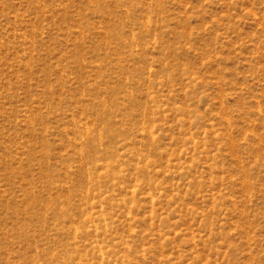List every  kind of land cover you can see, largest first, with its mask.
Listing matches in <instances>:
<instances>
[{
	"label": "rangeland",
	"instance_id": "1",
	"mask_svg": "<svg viewBox=\"0 0 264 264\" xmlns=\"http://www.w3.org/2000/svg\"><path fill=\"white\" fill-rule=\"evenodd\" d=\"M0 264H264V0H0Z\"/></svg>",
	"mask_w": 264,
	"mask_h": 264
}]
</instances>
